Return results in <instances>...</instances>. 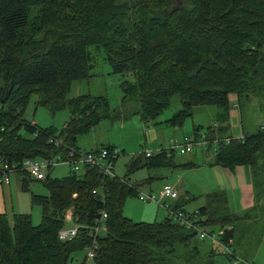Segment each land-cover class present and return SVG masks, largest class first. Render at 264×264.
Segmentation results:
<instances>
[{
	"label": "trees",
	"instance_id": "1",
	"mask_svg": "<svg viewBox=\"0 0 264 264\" xmlns=\"http://www.w3.org/2000/svg\"><path fill=\"white\" fill-rule=\"evenodd\" d=\"M97 49L113 73L125 77L121 110L112 111L106 96L66 100L73 83L90 76ZM33 93L39 96L38 104L54 112L68 107L70 120L60 130L27 120L24 113ZM176 94L182 107L165 122L180 127L195 108L217 106L220 121L216 118L217 124L206 131L195 125L192 134L206 133L210 145L203 151L211 153L213 165H245L251 170L253 211L231 212L223 190L205 195L206 204L197 209V223L209 232L225 229L222 242L232 238L236 254L246 261L261 242L260 235H250L253 225L245 221L264 205L262 192L255 190L264 184V126L241 138L226 131L231 94L243 95L264 110V0H0L3 162L20 165L29 157L62 161L71 148L80 147L79 137L103 119L127 115L134 105L144 121L153 120L170 107ZM52 137L64 143L57 146ZM215 139L220 140L216 150ZM174 154L160 148L146 157L142 151L129 172L170 166ZM18 175L27 187L32 177L24 171ZM129 177L107 178L94 169L62 177L48 174L43 182L49 194L32 195V202L42 208L39 224L30 213L0 214V264H216L218 254L231 260L211 239H201L169 215L152 222L125 216V202L138 197L140 186ZM172 204L191 211L179 199ZM72 207L74 223L81 227L73 239L62 240L59 231ZM102 210L108 212V231L89 259V227ZM256 216L264 221V213ZM239 231L244 233L237 241Z\"/></svg>",
	"mask_w": 264,
	"mask_h": 264
},
{
	"label": "rangeland",
	"instance_id": "2",
	"mask_svg": "<svg viewBox=\"0 0 264 264\" xmlns=\"http://www.w3.org/2000/svg\"><path fill=\"white\" fill-rule=\"evenodd\" d=\"M98 51L99 50L97 49L94 52V55L97 57H94L93 59L94 67L90 72V76L75 81L70 92L66 96V100L86 94L92 96H106L109 99L112 111L121 110L123 108L122 99L124 95L121 83L125 77L121 74L113 73L112 66L101 58V54ZM38 97L37 93L31 95L24 117L29 121L37 123L41 127L51 126L60 130L71 118L70 109L67 107L54 112L51 107L38 104ZM230 100L232 106L230 109L228 131H226L227 134L233 135L234 138H241L239 136L255 133L264 126V110L261 109L258 104L250 102L249 99L243 95L238 96L237 94H231ZM253 101H256V99H253ZM181 107V97L179 94H176L171 99L170 107L158 118L144 121L141 115L135 112L136 106L131 105L130 111H127V115H114L111 118L103 119L99 124L92 127L89 133L80 136L78 143L85 148L102 147L104 145H115L120 148L121 154L117 159L115 172L120 176H129V164L131 163L132 158L138 156L142 151H146L147 149L158 151L160 150L158 147L161 145L165 148H169L172 139L180 138L185 135V133L192 134L195 125L201 123L203 126L202 129L206 131L208 126L213 124L216 118L218 119V107L214 105H204L199 106L198 109L195 108L193 115L186 117L182 126L176 128L167 126V123L164 120L171 118ZM203 153L205 152L200 148H196L194 153L184 155H180L176 152L174 155L175 160L179 161L181 158H190L191 161L199 164V168L185 169L176 180L166 177L169 181H163V179L155 180L152 184L145 186L144 189L141 190L138 188V190L159 195L162 186L167 182L176 183L180 190L184 189L183 184L193 183L196 185L198 181H201L205 176L211 174L207 168V164L204 162L205 158ZM206 161H208V159H206ZM120 168L122 169V172L119 171ZM70 172V165L60 162L51 167L49 174L51 177H62ZM140 173L145 174V170ZM181 176H183L184 179ZM140 186L143 187L144 184H141ZM30 188L31 191L34 190L35 193L40 195L49 194L43 181L32 180ZM148 188H152L153 191H147ZM255 190L258 191V193L260 192V194L262 192L264 197V184L257 185ZM236 198L237 193H232L231 200L235 201ZM126 201L125 210H123V212L125 216L131 219L134 218L130 215L131 213L138 214L141 213L143 209H150L156 205V203L152 202H143L137 196L132 198L129 197ZM170 202L173 203L174 201L171 200ZM34 207L33 223L39 224L42 221V213H40L42 208L40 205H35ZM251 211H253V209ZM166 213L168 214L167 211ZM256 213H264V205L259 211L255 213L252 212L251 220L247 219L245 222L253 225V227H249V233L252 237L260 235L261 242L258 245H264V221H260L256 216ZM161 216L162 215H160L158 219H161ZM144 219L151 222L146 216ZM241 226L244 227L245 223H242ZM239 232L240 233H237L236 235L237 241L241 239L240 235L244 233V231ZM256 252L257 249L252 253H249V255L245 257L246 259H244L253 263L249 260H254V256L257 254ZM216 264L235 263L226 255L218 254L216 257Z\"/></svg>",
	"mask_w": 264,
	"mask_h": 264
},
{
	"label": "built area",
	"instance_id": "3",
	"mask_svg": "<svg viewBox=\"0 0 264 264\" xmlns=\"http://www.w3.org/2000/svg\"><path fill=\"white\" fill-rule=\"evenodd\" d=\"M206 136V133L202 132L197 135H185L181 139L175 138L171 140L170 147L167 149L173 150L175 153L178 152L180 155L194 153L196 148L206 150L210 145V140L206 138ZM226 140L227 142H230L231 138H227ZM50 141L57 146L64 143L63 139L58 137H52ZM219 141V139L214 140V150L217 149ZM144 152L146 157H151L154 154V151L148 149ZM120 154L121 150L118 147H115L112 150L107 147L93 150L92 148L86 149L84 146L80 145L79 148H71L67 158L62 161L55 158L39 159L29 157L25 158L19 165L9 164L0 159V185L8 184L12 177L15 174H18L19 171L28 173L35 180L44 181L47 178L51 167L60 162L69 164L71 167V173H83L87 169H94L103 177L112 178L116 175L115 163ZM96 192L97 191L94 190V193ZM74 196H76V194H74ZM179 197L180 192L177 186L168 182L164 183L159 195L138 190V198L141 201L156 203L158 206L163 207L168 212L167 215L172 217L175 221L185 225L187 228L197 231V234L201 239H211L222 248L224 253L231 256V260L235 264H256L244 261L236 254L232 238L228 239L229 242L227 244L222 242L221 237L225 234V229L222 228L211 232L204 230L202 225L197 223V210L186 212L182 209H174L173 204L170 201H176ZM72 209L73 207L67 210L65 214L66 225L59 231V237L62 240L73 239L81 227V225L74 223V209L73 211ZM107 220L108 212L102 210L100 216L95 220V223L89 227L90 236L93 240L92 244L86 248V254L89 259L95 257L96 249L98 248V240L100 239V236L108 231Z\"/></svg>",
	"mask_w": 264,
	"mask_h": 264
},
{
	"label": "crops",
	"instance_id": "4",
	"mask_svg": "<svg viewBox=\"0 0 264 264\" xmlns=\"http://www.w3.org/2000/svg\"><path fill=\"white\" fill-rule=\"evenodd\" d=\"M213 124L216 125L217 123L214 122ZM198 125H201V123H199ZM167 126L173 127L168 123ZM242 136H244V134L239 137ZM94 148H99V147H92V149ZM158 148H165V147L161 145ZM86 149H90V148H86ZM174 155L171 157L172 161L170 166L167 167L160 165H153L152 167L144 166V167H140L139 169L131 173L129 172V176H130L129 178L131 179V182H136V184L138 185L144 184L143 187L139 186V188L142 190L144 189L145 186L152 184L155 180L163 179V181H165L167 180V178L176 180L177 177L182 174L181 172L183 170L199 168V164L191 161L190 158H181L179 161H177L175 160ZM203 155L205 158L204 162L207 164V168L211 172V174L205 176L201 181H198L196 185L193 183L183 184L184 185L183 190H180L177 187L180 191L179 200L180 202H182L183 207L191 211L197 210L199 207L206 204L207 200L205 198V195L214 191L223 190L227 193V197L229 199L228 202L229 209L231 212L240 215H243L247 212L249 213L253 209L256 203L250 168L248 166L241 165L235 167L234 169H229L222 167L220 165H213L211 163L212 155L207 152L203 153ZM133 158L131 163L134 160ZM206 159H208V161H206ZM115 168H116V163H115ZM144 170H145V174L140 173ZM119 171L122 172V169L120 168ZM116 175L119 177H124V176H120L118 173H116ZM181 177L184 179L183 176ZM32 180L34 179L31 178L28 182L27 187H25L23 176L15 174L8 184L0 185V214H7L9 217H11L15 213H30L32 217L34 216V208H35L34 206L36 204L32 202V195L33 193H35L34 190L31 191L30 188V183L32 182ZM168 183H172V182H168ZM172 184L177 186L176 183H172ZM147 191H153V189L148 188ZM232 193L234 194L237 193V198L235 199V201L231 200ZM132 197L135 196H131L130 198ZM123 210H125V205ZM40 213H42V210ZM130 215L134 217L133 220H142L148 222L147 220L144 219V217L146 216L152 222L155 220H161L165 218L167 216V213L163 208L159 207L156 204L154 205V207H151L150 209H143L141 213L138 214L131 213ZM160 215H162L161 216L162 218L158 219ZM256 253L257 254L254 256V260H249V259L248 260L251 262H255L256 264H264V245H260Z\"/></svg>",
	"mask_w": 264,
	"mask_h": 264
}]
</instances>
